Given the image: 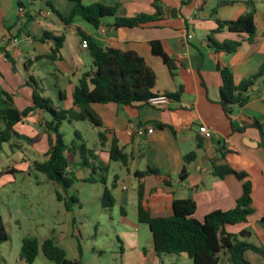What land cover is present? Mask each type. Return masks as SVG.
Returning a JSON list of instances; mask_svg holds the SVG:
<instances>
[{
	"label": "crops",
	"instance_id": "1",
	"mask_svg": "<svg viewBox=\"0 0 264 264\" xmlns=\"http://www.w3.org/2000/svg\"><path fill=\"white\" fill-rule=\"evenodd\" d=\"M18 1L0 0V93L10 95L12 105L18 110L32 105V89L26 84L29 76L42 84L43 93L50 95L44 97L55 107L71 108L72 92L80 77L93 70L87 48H81L80 33L103 48L137 53L156 75L155 94L180 95L178 100L169 99L166 105L158 107L91 105L102 128L88 123L96 134L91 147L81 137L87 147L92 148L97 143L98 133L108 132L102 148L95 150L98 161L94 176L95 181L104 177L106 187H111L112 208L120 207L125 216L124 207L131 204L136 216L138 181L134 173L151 168L167 177L170 183L166 185L151 175L144 178L143 204L153 217L171 216L172 202L177 199H192L195 203L193 217L199 221L211 212L232 210L242 196V182L233 176L217 178L212 175L213 166L226 164L247 174L253 214L246 223L227 226L225 230L232 235L245 232L240 240L255 244L250 241L255 238V245L264 246L261 224L264 218V134L253 126L257 123L264 127V73L249 89L247 104L233 107L230 116L225 115L219 104L222 85L219 69L230 70L238 85L255 76L264 65V0H159L162 17L132 29H115L113 17L102 19L98 28L80 17L66 25L58 13L63 17L69 15L73 3L68 0H21L22 7L18 6ZM153 2L83 0L82 4L115 7L118 16L134 18L153 15ZM251 11L255 28L252 38L239 37L226 29L213 32L218 22H233ZM45 33L63 37L53 60L48 57L55 46ZM208 37L217 43L240 41V46L232 54L216 52L210 47ZM151 41H159L173 60L174 77L162 61L151 54ZM20 89H23L22 98L15 92ZM47 121L50 119L45 113L34 110L16 128H31L33 135L29 140L35 142L40 134L47 139L44 126ZM131 123L150 126L153 132L129 136L127 128ZM158 124L164 127L158 128ZM200 126L210 129L213 137L204 139L198 131ZM111 136L127 154L126 166L109 160L107 151ZM18 141L20 137L11 143L18 146ZM198 142L200 149L196 148ZM9 147L4 144L1 151L5 153ZM193 151L195 159L186 163L184 157ZM98 164L107 171L99 170ZM84 170L78 167L75 172L83 173ZM145 254L143 251V256ZM151 254L149 262L156 264L159 258L154 249ZM248 260L251 264H264V258L254 254H249Z\"/></svg>",
	"mask_w": 264,
	"mask_h": 264
},
{
	"label": "trees",
	"instance_id": "2",
	"mask_svg": "<svg viewBox=\"0 0 264 264\" xmlns=\"http://www.w3.org/2000/svg\"><path fill=\"white\" fill-rule=\"evenodd\" d=\"M73 3V7L68 16L63 17L58 13L59 19L66 25L73 22L76 17L98 28L101 21L107 17H113V27L115 29H132L147 25L150 22L160 19L163 15L159 0L152 3L155 13L151 16L139 15L134 18L121 17L117 15L115 7L105 6L95 3L85 6L83 0H68ZM49 4V3H48ZM220 4H223L220 3ZM18 6L22 7L21 0ZM50 6V4H49ZM226 29L237 36H247L252 38L255 33L253 22V11L245 13L238 20L233 22H218L215 31ZM82 42H87V50L92 58L93 70L82 74L77 85L72 92V106L70 109L55 107L49 98L44 97L42 84L34 80L31 76L26 81L27 86L32 89V105L24 110H18L12 105L11 96L5 92L0 93V150L4 144H9L12 151L15 145L11 141L20 135L16 132V127L21 124L34 110H39L50 116V121L45 122L44 126L47 134L48 150L44 155V160L34 161L32 167L46 176V178L57 185L62 192L67 193L76 181L90 182L89 178L79 179L75 175L74 168L90 170V176L96 174L95 162L98 161L95 150L102 148L107 141L106 131L98 133L95 146L88 148L82 140L78 131L74 132L75 139L67 144L64 135L60 131L63 122L72 124L74 122H87L95 128H102V122L92 111L93 104H114L118 107L129 106L140 108L149 106V101L157 96L154 93L156 75L147 66L142 57L132 51H121L113 48H103L91 41V39L80 33ZM45 36L53 41L55 49L49 55V59H55L59 51L63 37H55L50 33ZM210 47L216 52L232 54L240 46V41H226L217 43L208 37ZM81 42V43H82ZM151 54L159 58L174 77L175 64L165 53L159 41L149 43ZM27 69V65H26ZM221 77L220 105L225 115L230 116L233 107H242L250 99L249 89L256 80L260 79L264 73V65L259 69L255 76L242 80L238 85L234 83L233 74L226 68L219 69ZM170 100H178L180 95L166 94ZM156 126V125H154ZM262 132L263 126L253 124ZM158 128L164 127L162 124ZM11 143V144H10ZM200 149V142L197 143ZM109 160L119 162L123 166L128 163V156L123 148L119 146L118 140L111 136L108 147ZM78 155V157H77ZM196 157L195 151L184 157L186 163L193 161ZM97 165V164H96ZM98 169L106 172L107 168L98 164ZM16 172L15 169H10ZM8 171V172H9ZM7 172V171H6ZM185 172V171H183ZM154 176L166 185H170L167 177L160 176V173L151 168L145 171L134 173L138 181L136 218L139 224H144L151 233L153 249L158 258L162 255H175L182 257L183 253L189 255L192 264H251L248 260L249 254H254L264 258V246L255 245L243 240L245 232L238 235L228 234L225 230L227 226H235L247 222L253 214L251 207V183L245 171L230 165L213 166L212 175L217 178L233 176L242 182V196L236 202L234 209L229 211H214L207 214L203 220H196L195 203L192 199H177L172 202L169 217H153L151 212L143 204V180L146 176ZM91 181H95L92 178ZM103 187L102 207L111 209L113 199L110 190L106 187L105 178L100 181ZM56 199L64 201L67 210L69 206L62 194L56 191ZM71 201L77 202L75 196L70 197ZM264 227V218L261 221ZM8 240L0 217V242ZM39 244L35 238H25L22 240L20 248V259L27 264H32L38 255ZM43 256L54 264H82L78 260H69L63 248L54 240L46 239L41 244Z\"/></svg>",
	"mask_w": 264,
	"mask_h": 264
},
{
	"label": "rangeland",
	"instance_id": "3",
	"mask_svg": "<svg viewBox=\"0 0 264 264\" xmlns=\"http://www.w3.org/2000/svg\"><path fill=\"white\" fill-rule=\"evenodd\" d=\"M15 92L22 98L23 89ZM16 129L20 135L19 145L12 152L0 150V217L8 237L7 241L0 242V264H27L20 259L21 243L25 238H35L39 244L32 264H54L41 251L46 239L54 240L63 248L69 260L82 264H151V233L146 225L137 222L132 205L124 207L125 216L120 207L103 208L101 182L91 181L96 177H91L88 169L79 172L84 177L77 171L75 175L79 179L89 178L90 182L76 181L67 193L62 192L32 167L34 161L44 160L43 154L48 149L46 135L40 134L33 142L29 140L33 135L31 128L19 126ZM92 129L87 122H63L60 131L67 144L75 139L74 132L78 131L91 147L96 139ZM71 167L76 169L77 166ZM56 191L62 194L69 210L64 201L56 199ZM72 196L77 202L71 201ZM250 241L256 244L255 238ZM156 264H192V261L162 255Z\"/></svg>",
	"mask_w": 264,
	"mask_h": 264
},
{
	"label": "built area",
	"instance_id": "4",
	"mask_svg": "<svg viewBox=\"0 0 264 264\" xmlns=\"http://www.w3.org/2000/svg\"><path fill=\"white\" fill-rule=\"evenodd\" d=\"M190 38V36H189ZM16 42V40L14 41ZM81 48L86 49L87 48V42L83 41L81 43ZM169 99L165 95H157L155 98L151 99L149 101L151 106L158 107V106H163L168 103ZM199 134L204 138V139H211L213 137V133L210 129H208L205 126H200L198 128ZM153 132V128L150 126H145V125H139L136 123H131L129 124L127 128V133L129 136L132 135H137V136H143L145 133L151 134Z\"/></svg>",
	"mask_w": 264,
	"mask_h": 264
},
{
	"label": "water",
	"instance_id": "5",
	"mask_svg": "<svg viewBox=\"0 0 264 264\" xmlns=\"http://www.w3.org/2000/svg\"><path fill=\"white\" fill-rule=\"evenodd\" d=\"M182 257L189 258V255L187 253H183Z\"/></svg>",
	"mask_w": 264,
	"mask_h": 264
}]
</instances>
